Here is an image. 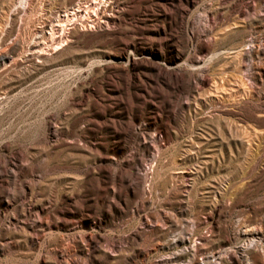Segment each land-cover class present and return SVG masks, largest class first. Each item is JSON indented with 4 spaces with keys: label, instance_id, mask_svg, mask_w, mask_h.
Here are the masks:
<instances>
[{
    "label": "rangeland",
    "instance_id": "rangeland-1",
    "mask_svg": "<svg viewBox=\"0 0 264 264\" xmlns=\"http://www.w3.org/2000/svg\"><path fill=\"white\" fill-rule=\"evenodd\" d=\"M0 264H264V0H0Z\"/></svg>",
    "mask_w": 264,
    "mask_h": 264
},
{
    "label": "bare ground",
    "instance_id": "bare-ground-1",
    "mask_svg": "<svg viewBox=\"0 0 264 264\" xmlns=\"http://www.w3.org/2000/svg\"><path fill=\"white\" fill-rule=\"evenodd\" d=\"M73 14H74V13H73ZM65 17H66V16H65ZM65 17H64V18H65ZM65 19H66V18H65ZM59 27H60V26H59ZM63 37H64V36H63ZM64 41H65V40H64ZM58 44H59V42H58ZM60 44H61V42H60ZM55 46H56V44H55ZM2 62H3V61H2Z\"/></svg>",
    "mask_w": 264,
    "mask_h": 264
}]
</instances>
